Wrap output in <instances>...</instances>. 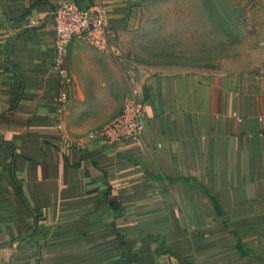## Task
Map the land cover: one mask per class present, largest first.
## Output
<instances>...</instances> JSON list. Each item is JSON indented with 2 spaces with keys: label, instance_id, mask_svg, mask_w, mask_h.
<instances>
[{
  "label": "crops",
  "instance_id": "crops-1",
  "mask_svg": "<svg viewBox=\"0 0 264 264\" xmlns=\"http://www.w3.org/2000/svg\"><path fill=\"white\" fill-rule=\"evenodd\" d=\"M66 1L0 0V264H264V0H235L252 47L219 71L132 67L147 0H108L114 51L72 42L59 129ZM132 92L143 140L88 138Z\"/></svg>",
  "mask_w": 264,
  "mask_h": 264
},
{
  "label": "rangeland",
  "instance_id": "rangeland-1",
  "mask_svg": "<svg viewBox=\"0 0 264 264\" xmlns=\"http://www.w3.org/2000/svg\"><path fill=\"white\" fill-rule=\"evenodd\" d=\"M250 11L235 0H147L143 25L125 40L131 49L126 59L132 67L177 64L219 71L252 47Z\"/></svg>",
  "mask_w": 264,
  "mask_h": 264
},
{
  "label": "built area",
  "instance_id": "built-area-1",
  "mask_svg": "<svg viewBox=\"0 0 264 264\" xmlns=\"http://www.w3.org/2000/svg\"><path fill=\"white\" fill-rule=\"evenodd\" d=\"M111 4L108 0H92L87 7H81L73 0H67L52 13L55 24L56 65L62 90L59 93V129L63 127V115L70 100L73 80L67 67L66 57L74 40H84L101 52H112L114 35L109 30ZM32 26V25H31ZM146 104L139 95L132 92L125 100L122 112L108 125L91 131L88 138L103 144L119 147L141 142L145 134Z\"/></svg>",
  "mask_w": 264,
  "mask_h": 264
},
{
  "label": "trees",
  "instance_id": "trees-1",
  "mask_svg": "<svg viewBox=\"0 0 264 264\" xmlns=\"http://www.w3.org/2000/svg\"><path fill=\"white\" fill-rule=\"evenodd\" d=\"M109 205H110L111 209H113L114 211H121V209H122L121 204L118 203V202L115 201V200H109ZM216 210H217V212H218V208H217ZM239 251H240L241 254H242V251H241V250H239Z\"/></svg>",
  "mask_w": 264,
  "mask_h": 264
}]
</instances>
